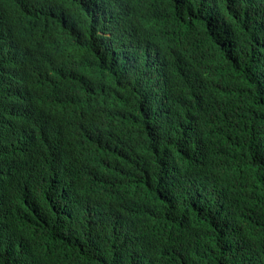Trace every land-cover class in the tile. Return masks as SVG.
<instances>
[{
	"label": "trees",
	"instance_id": "1",
	"mask_svg": "<svg viewBox=\"0 0 264 264\" xmlns=\"http://www.w3.org/2000/svg\"><path fill=\"white\" fill-rule=\"evenodd\" d=\"M50 1L49 22L66 9L73 26L117 15L124 37L162 57L144 79L124 44V64L106 68L122 80L124 90L109 91L119 113L148 140L135 167L116 174L145 177L103 213L77 198L66 215L28 208L19 175L0 177V264H264V38L252 32L264 0ZM26 70L17 66L21 80ZM137 80L145 90L133 99ZM212 136L220 144L203 142ZM185 150L191 164L180 161Z\"/></svg>",
	"mask_w": 264,
	"mask_h": 264
},
{
	"label": "clouds",
	"instance_id": "2",
	"mask_svg": "<svg viewBox=\"0 0 264 264\" xmlns=\"http://www.w3.org/2000/svg\"><path fill=\"white\" fill-rule=\"evenodd\" d=\"M49 1L0 0V177L19 175L18 188L28 208L66 215L75 212L73 202L79 198L86 210L101 213L110 199L116 203L124 193L136 194L137 180L145 175H118L115 170L128 161L133 169L141 144L148 141L119 113L109 91L124 90L122 80L119 75L111 79L106 68L124 64V44L133 52L127 57L129 66H138L144 79L163 59L153 48L142 49L132 44L130 35L123 36L124 18L88 17L86 32L85 23L71 24L68 9L57 16L58 23L46 20ZM134 10H127L130 18L140 15ZM252 32L264 38V24ZM28 43H35V49ZM153 43L169 48L161 39ZM21 58L30 74L25 80L17 75ZM141 89L137 80L133 99ZM243 127H251L247 119ZM213 137L203 142L220 144ZM184 157L191 164L186 150L182 163Z\"/></svg>",
	"mask_w": 264,
	"mask_h": 264
},
{
	"label": "bare ground",
	"instance_id": "3",
	"mask_svg": "<svg viewBox=\"0 0 264 264\" xmlns=\"http://www.w3.org/2000/svg\"><path fill=\"white\" fill-rule=\"evenodd\" d=\"M134 1V0H133ZM159 1V0H158ZM198 1V0H197ZM206 1H208V2H211V1H209V0H206ZM213 1V0H212ZM232 1V0H231ZM230 1V2H231ZM86 2H88V0H85V2H84V4H86ZM162 2H164V1H162ZM199 2V1H198ZM222 2V1H221ZM226 2H228V1H226ZM225 2V3H226ZM233 2V1H232ZM235 2V1H234ZM165 3H167L166 1H165ZM164 3V4H165ZM197 3V2H196ZM224 2H222V4H223ZM235 3H237V2H235ZM219 4V3H218ZM167 5H168V3H167ZM203 5V4H202ZM205 5V4H204ZM227 5V4H226ZM231 5V4H230ZM230 5H228V7L230 6ZM219 6H220V4H219ZM178 7H180V6H178ZM178 7H176V8H178ZM208 7V6H207ZM209 7H211V6H209ZM214 7V6H213ZM216 7H217V5H216ZM205 8V7H204ZM212 8V7H211ZM230 8V7H229ZM13 9V8H12ZM149 9V8H148ZM163 9V8H162ZM181 9V8H180ZM97 10V11H96ZM150 10V9H149ZM156 10V9H155ZM182 10H184V8H182ZM210 10H212V9H210ZM216 12H217V10H215ZM231 11H233L232 9H231ZM96 12V13H95ZM99 12V10H98V6L97 7H95L94 9H93V13H92V15H94V14H97ZM150 12V11H149ZM209 12V11H208ZM212 12V11H211ZM214 12V11H213ZM213 15H215V14H213ZM232 15H233V12H232ZM218 16V15H217ZM171 17V16H170ZM177 17V16H176ZM215 17V16H214ZM223 17H224V15H223ZM56 19H57V17H56ZM174 19H175V17H174ZM213 19V18H212ZM216 19H217V17H216ZM228 19V18H227ZM177 20H178V18H177ZM176 20V21H177ZM225 20V19H224ZM115 21H117L116 19H115ZM215 21H217V20H215ZM214 21V22H215ZM228 21V20H227ZM178 22V21H177ZM147 23V22H146ZM175 23V22H174ZM186 23V22H185ZM217 23V22H216ZM216 23H215V25H216ZM176 24V23H175ZM184 24V23H183ZM147 26V25H146ZM177 26H179V25H177ZM227 27H229V26H226V28ZM88 28H89V24L87 23V22H85V29H86V32H88ZM114 28V27H113ZM216 28V27H215ZM225 28V29H226ZM103 29H104V27H103ZM217 30V29H216ZM215 30V31H216ZM175 31H176V29H175ZM211 31V30H210ZM218 31H220V30H218ZM224 31V30H223ZM222 32V31H221ZM227 32V31H226ZM225 32V33H226ZM212 34H213V32H211ZM224 33V34H225ZM218 34V33H217ZM224 37V36H223ZM75 39V38H74ZM76 40H80V37L78 38V39H76ZM76 42H78V41H76ZM71 44L73 45V44H75V43H73V39L71 40ZM62 45H65V43H63ZM27 46L28 47H31L32 49H35V43H28L27 44ZM236 48V47H235ZM238 48V47H237ZM33 52H35V51H33ZM230 55V54H229ZM235 55V54H234ZM21 60H24V63H22V64H20V61ZM176 60V59H175ZM18 63H19V65H20V67L22 68L23 66H25L26 65V62H25V59H23V58H21L19 61H18ZM10 65L12 66V61H11V63H10ZM13 66H14V61H13ZM232 76V75H231ZM238 83V82H237ZM169 92H170V87H169ZM18 98H19V100L20 101H22L23 100V95H21V93L19 94V96H18ZM232 100V99H231ZM97 106V108H99L98 107V105H96Z\"/></svg>",
	"mask_w": 264,
	"mask_h": 264
}]
</instances>
